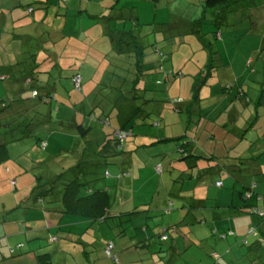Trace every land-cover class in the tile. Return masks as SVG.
<instances>
[{
    "label": "rangeland",
    "instance_id": "1",
    "mask_svg": "<svg viewBox=\"0 0 264 264\" xmlns=\"http://www.w3.org/2000/svg\"><path fill=\"white\" fill-rule=\"evenodd\" d=\"M254 1L231 5L219 37L214 36L219 30L215 13L204 0L121 1L138 10L137 35L146 46L144 60H151L148 74L133 91L128 87L120 107L109 110L117 90L102 97L108 124L89 115L93 99L78 100L66 79L70 93L54 98L49 120L35 126L31 136L20 140L17 130L0 134V143H8L0 148V264H264V244L249 247L256 241L250 230L262 229L260 218L241 210L264 207V173L252 170L264 165V4L253 8ZM64 31L76 35L74 29ZM95 36L87 35L88 42L104 44L96 51L105 54L104 69L117 74L135 69L127 55L108 52L107 41ZM85 62L80 51L79 64ZM108 77L112 85L118 82ZM11 85L0 80V97L7 103L13 100ZM241 89L256 97L246 104ZM138 107L143 111L135 118L131 111ZM124 118L131 136L108 165L104 181L111 204L104 221L48 211L44 206L61 203L50 202L49 195L33 199L36 187L48 188L84 147L103 143ZM74 123L93 128L82 138L70 126ZM5 130L0 127V133ZM232 166L234 175L227 169ZM133 209L138 212L126 217ZM161 234L168 239L160 240ZM109 241L115 244V259L106 255ZM46 252L41 261L37 256Z\"/></svg>",
    "mask_w": 264,
    "mask_h": 264
},
{
    "label": "trees",
    "instance_id": "2",
    "mask_svg": "<svg viewBox=\"0 0 264 264\" xmlns=\"http://www.w3.org/2000/svg\"><path fill=\"white\" fill-rule=\"evenodd\" d=\"M67 1L68 0H60V3L62 2L63 4L64 2L65 5H67ZM241 1L247 0H204L205 8L207 10L214 11L215 13L213 15V23L214 25H217L216 28L219 30L214 31V36H221L219 27L223 24V20H226V13L229 12L232 4ZM10 3L11 0H4L3 2H0V25L2 29H5L7 21L5 10L7 9L10 11L11 9V6L7 8L2 5H9ZM32 3H34V1H29L27 4L22 3L20 5H16V9H19V7H26L27 10L29 9V11H32ZM254 3L253 5L255 6H253V8L264 4V2L257 3L255 1ZM117 4H114L111 7H106L103 12L98 15L95 14L91 16L96 19H106L108 21L111 20L120 23L131 22L132 26L130 28L108 29L106 34L103 33L104 35L100 32L96 34L95 29H86V31H83V36L80 37L73 34V32L67 34L63 31V29H58L59 34H51L50 31H52V29H47V34L44 38H42L44 39L42 43L38 44L39 40L37 38H34L35 40L33 41H29L32 50H30L29 47H27L26 50H23V46L14 57H11L10 52L6 49H2L0 51V80H9V83H12L11 88L13 89V100L11 102L7 103L8 101H6L3 97H0V127L7 129L3 133H0L2 136H5V133H7L8 130H17L19 135H21L19 136L20 140L27 136H31L35 126H39L42 121L49 120L50 115L53 112L52 102L54 98L62 91H65L67 94L70 93L64 86V83L67 81L75 88L74 90H76V97L78 100L79 98L82 100L83 97H85L83 101L87 98L88 100L93 99L92 103L94 105L91 103L89 106L90 109L88 108V111L90 112L89 115L97 117V119L104 125L109 123V114L107 112V108H104L102 105V97L106 99L108 95H112L114 93L113 90H117L119 93L117 95H113V100L115 99L114 106L109 110L115 109L117 106L120 107L121 101L128 98L125 95L128 93V87L131 86V89L129 90L132 91L136 89V84L139 83L144 74H148L146 71L150 69V61L144 60L146 56V46H144L145 44L140 41V36L138 37L137 33H134L135 30L139 31L142 26L137 8L135 6L118 7ZM60 5H58V7H60ZM3 33L4 30L0 33V37L4 35ZM76 34H79V31L76 32ZM95 34L99 35V37H96ZM87 35H93L97 39L107 41V46L109 47L111 45L108 52L115 51L118 54H122L124 56L127 55L130 58L128 59V64L135 66V69H129L125 71L124 74L121 72H119L120 74H117L114 71L106 69L101 81L95 83V86L93 85L94 90L92 87L91 90L93 91H90V93L89 91H86V87L90 85L91 82L87 80L86 71L83 75L79 72L73 73L79 65H77L76 62H72L71 55L73 53L71 55L70 53L73 50L71 51L72 44L69 41L70 39H74L73 41L75 42L78 38H81V41H83L84 36ZM97 43L98 42L91 41L89 47L102 49L104 44H102V42L99 43L100 45ZM25 44H27V42ZM76 44L80 45L78 48H81L82 44H79V42ZM92 53L93 55L95 54L93 51ZM160 54L163 55L164 53L160 52ZM86 56L88 61L90 56L88 53H86ZM65 61L66 64L64 65ZM38 62L43 65H40ZM86 63L87 62L82 63V65H85ZM159 70H164L162 62ZM212 72L213 71H211V73ZM165 74L166 80H168L170 77L169 73L166 72ZM42 75L46 76L43 77ZM56 75L57 77H55ZM109 75L111 77V81L112 78H118V82H116L115 85H112L111 82L109 83ZM208 75H210V73L207 74V76ZM77 76L80 77L78 85L74 82V78ZM87 83L89 84L87 85ZM198 89L199 87H197V90ZM197 90L195 92V97L198 95ZM102 91L106 93L101 94ZM262 92L261 97L264 96V90H262ZM239 95L240 98L245 100L246 104L253 100L247 90H239ZM69 96L70 95L64 97ZM137 97L138 96L135 95L132 99L135 100ZM58 109H60V107H58ZM97 109L99 110V114L95 113ZM142 111L143 109L140 107L135 108L131 111L132 116L136 118V116H140L142 114ZM148 115L150 118L152 117V113H148ZM5 119L6 121L2 123ZM126 119L127 118H124L122 120L119 128L112 131V136L109 134L106 135L103 143L97 145L96 148L89 149L84 147L79 154L80 156L78 157V160L75 161L69 169L55 175L49 181L48 188H45L43 184L36 187L32 193L33 199L35 201H42L49 195L53 198L50 202L55 201L61 203L55 206H44V208L48 211L59 214H72L79 217H85L86 219L92 221H104L109 216V207L111 204L110 186L105 183L104 179L109 176L108 165L112 164L111 157L124 152L123 144L127 142L131 136V131L125 128ZM70 126L73 127V130H75L82 138L87 137L93 128L92 125L85 127L82 123H74ZM117 132L124 134L125 137H120L117 135ZM45 143L47 142L45 141L44 144ZM7 144V142H1L0 148L6 149ZM155 169L158 173L163 172L161 165H158ZM218 181L221 182V185H217ZM215 184L218 187H222L224 182L223 180L217 179ZM59 187L60 194H57L56 192L59 190ZM254 207H257L256 209L261 208L260 206L251 205H245L241 208L242 211H251L252 213L257 214L260 218L259 226L261 225L262 228L261 230L259 229L260 232L256 227L251 229L252 232L250 230V234L256 236L255 243H251L249 245L251 249H256L257 246H262L264 244V215H261L256 210L254 211ZM136 212H138L136 209L127 211L125 216L132 218V215ZM123 216L124 215H122V218ZM163 231L164 230H162V232ZM232 234H235L234 231H232ZM51 238L52 240L59 239L57 236H52ZM167 239L166 235H160V240L164 241ZM110 243L113 244V249L111 251V255L109 256L107 254V246ZM20 245L22 246L23 244L21 243ZM144 246H146V243ZM114 247L115 244L113 241H109L105 247L106 255L112 259L116 258V254L113 253ZM10 252L13 253L12 251ZM47 254L48 252L38 255L37 257L42 261L47 257L45 256Z\"/></svg>",
    "mask_w": 264,
    "mask_h": 264
},
{
    "label": "crops",
    "instance_id": "3",
    "mask_svg": "<svg viewBox=\"0 0 264 264\" xmlns=\"http://www.w3.org/2000/svg\"><path fill=\"white\" fill-rule=\"evenodd\" d=\"M29 1L31 0H11L9 5H2L3 7L7 8L11 6V9L9 11L5 29H2L0 25V33H2L4 30V35L2 34L3 36L0 37V51L2 49L8 50L11 57L17 55L23 46V50H26L27 47L32 50L29 41L35 40L34 38L39 40L38 44L42 43L44 40L42 38L46 36L47 29H52V31H50L51 34H59L58 29H63V31L65 29H74L75 32L79 31V34H76V36L80 37L83 36V31H86V29H95L96 34L99 32L106 34L108 29H126L132 26L131 22L120 23L111 20L108 21L106 19H96L95 17L91 16L95 14L98 15L99 13L103 12L106 7H111L117 3L118 7H124L121 2L122 0H68L67 5H61L60 7H58V5L61 3L59 2L58 4L56 0H32L36 3V7L32 6V11H29V9L27 10L26 7H19L21 9L16 10V5H20L22 3L27 4ZM137 32L139 33V31H134L135 34ZM73 40L74 39H70L69 41L72 44L71 51L73 50L70 55L73 53L71 55L72 62H76L77 65H79V67H76L77 69H75L73 73L79 72L81 75H83L86 71L87 80L92 83V86L90 84L86 87V91H93L95 83L101 81L104 72L106 71V69H104V67L101 65L103 55L96 52L97 50L101 49L89 47L91 43L88 42L87 36H84L83 41H81V38H78V40L75 41L76 43L79 42V44H82V49L78 48L80 45H77ZM26 42L27 44H25ZM110 46L108 48H110ZM80 51L85 52V61L87 62L85 65L81 64L82 66L79 64ZM92 51L95 53L94 55ZM86 53H88L90 56L88 61L86 58ZM93 58L95 59V62H92ZM250 62L251 60H249L247 64L249 65ZM92 87L93 90H91ZM250 97L254 99L256 96L250 94ZM232 110L233 114H235L236 111L234 109ZM95 113L99 114V110L97 109ZM227 169L232 175H234L237 171L234 166H232V168L228 167ZM252 170L255 174H262L264 173V165H259L257 168ZM261 178H264V175H262ZM173 191L176 192L177 189H173Z\"/></svg>",
    "mask_w": 264,
    "mask_h": 264
},
{
    "label": "built area",
    "instance_id": "4",
    "mask_svg": "<svg viewBox=\"0 0 264 264\" xmlns=\"http://www.w3.org/2000/svg\"><path fill=\"white\" fill-rule=\"evenodd\" d=\"M74 82L78 85L79 82H80V77H79V76L75 77V78H74ZM117 135H119V136L122 137V138L125 137L124 134H121V133H118V132H117ZM217 185H221V182L218 181V182H217ZM256 208H257V207H254V211L256 210V211H258L261 215H264V207H261L260 209H256ZM251 232H252V230H251ZM54 240H57V239H54ZM112 249H113V244H112V243L108 244V246H107V254H108L109 256L111 255V251H112Z\"/></svg>",
    "mask_w": 264,
    "mask_h": 264
}]
</instances>
